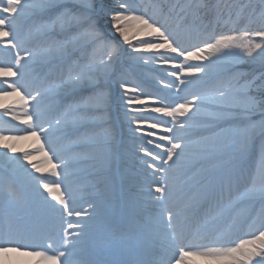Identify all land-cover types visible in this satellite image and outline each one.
<instances>
[{"label": "snow or ice", "instance_id": "6c2138e0", "mask_svg": "<svg viewBox=\"0 0 264 264\" xmlns=\"http://www.w3.org/2000/svg\"><path fill=\"white\" fill-rule=\"evenodd\" d=\"M50 33L63 38L32 46ZM0 52L10 57L0 97H19L3 113L23 126L0 129V169L18 177L0 186V254L36 264H264V0H0ZM151 79L183 95L150 92ZM32 138L38 147L17 148ZM132 157L136 176L121 167ZM69 169L95 183L74 190ZM240 212L253 218L245 238L228 240L218 229Z\"/></svg>", "mask_w": 264, "mask_h": 264}, {"label": "rangeland", "instance_id": "374dc122", "mask_svg": "<svg viewBox=\"0 0 264 264\" xmlns=\"http://www.w3.org/2000/svg\"><path fill=\"white\" fill-rule=\"evenodd\" d=\"M148 2H150V0H141V3H148ZM25 35H26V37H30L29 39L32 38V34L29 33L27 28L25 29ZM62 38H63V34L57 35L55 33H50L49 37H42L41 40L34 41L32 46H38L45 39H62ZM9 59H10V57H8L5 54H3L2 52H0V66H4ZM259 67L260 66H259L258 63L249 66L247 64V62H243L242 65H241V70L244 71V72L255 70L258 73L259 72ZM144 71L146 73H150L153 77H156V78H159V79H166L165 74L160 69H157V70L153 71L152 68L149 67V68L144 69ZM4 87H5V85L2 82H0V88H4ZM146 88L150 92L156 93V94H158L161 97L167 96L170 99L175 98L178 95H183V93L177 94L176 92H173L171 90L164 89L157 82L156 79L149 80L147 85H146ZM9 98H10V100H8V102L6 103V97L5 98L4 97H0V103L4 104V106H5L4 108H6L8 106L16 105L17 102H18L17 99H19V97H17V96H10ZM50 107H51L50 104H42L41 105V111L47 114ZM46 119H49V120L52 119V115H46ZM256 120H257V123H258L259 117H257ZM22 127L23 126L20 125L18 122L12 120L11 117L5 115L3 113V111H2V114L0 113V129L5 130V132H8V130H12V134H21L20 129ZM104 129L106 131H111L112 130L111 126L108 127V125H105ZM257 143H258V139H257ZM16 144H17V148L18 149H25V150L34 149V148L38 147V145H39V144L37 145L36 143H34V141H24V140L16 141ZM65 144H66V141L58 142V146H60V147H63ZM19 154L20 153L18 152L17 155H19ZM72 155H74V154L73 153H68L65 158H71ZM42 159H43V153H34L33 154V162H40ZM216 164H218V161L216 162ZM41 165L42 164H40V166ZM121 167H122L123 171L125 172V174L128 175V176H130V175H132L134 173L135 167H136L137 173H142V172H139V169L141 168V166H139V163L137 162L135 157L128 158V159H122ZM81 168H82V166H81ZM86 168H87V166H86ZM13 173L17 177V175H16V173L14 171H13ZM37 175H39V174H37ZM5 176H8V175H6L0 169V180H2ZM47 179L49 181H51V182H55L56 181V177H53V176H49V177H47ZM95 179L96 178L91 180V182H89L87 185L94 184L95 183ZM12 182H13V180H11V185L13 186ZM87 182H88V180L85 181L84 183H87ZM0 186H1V184H0ZM143 187L146 189L147 185L145 184V185H143ZM257 214L259 215V213H257ZM246 217H247V213L246 212H240L238 214V218H240V220L247 219L248 217L247 218ZM255 219L258 220V217H255ZM229 225H230L232 230H234V229L237 230L240 227L239 225L236 226L235 224H229ZM224 229H222L220 231L224 232ZM239 237L240 236H236V237L233 238V240L238 241ZM240 238H242V237H240Z\"/></svg>", "mask_w": 264, "mask_h": 264}, {"label": "bare ground", "instance_id": "6f19581e", "mask_svg": "<svg viewBox=\"0 0 264 264\" xmlns=\"http://www.w3.org/2000/svg\"><path fill=\"white\" fill-rule=\"evenodd\" d=\"M243 25H240V27H242ZM30 38V37H28ZM4 66H7L6 64ZM10 96H7L6 97V103L8 102V100H10L9 98ZM5 98V97H4ZM9 98V99H8ZM19 100V99H17ZM4 104H1L0 103V113L2 114V111L4 109ZM18 111L20 110L19 108L17 109ZM109 127V125H108ZM258 139V137H257ZM24 141H34V143H36L37 145L39 144L38 141H36L34 138L32 139H28V140H24ZM0 155H2V150H0ZM222 164V161H218V164ZM140 165H142L140 163ZM41 167H44V168H48L49 165H47L46 163H43L41 165ZM81 169H86V166H82ZM81 169H69L68 172H77V176L75 177H72V180H73V189L74 190H79L82 185H85V181H90L92 179L95 178L94 175H90L88 171H82ZM139 172H142V168L139 169ZM11 178L8 177V176H5L3 179H2V184H4L5 186H12L11 185ZM3 185V186H4ZM64 185L62 184V187ZM85 207H87V205L85 204L84 205ZM22 210V205H13L9 208V211H12L14 212L15 214L21 212ZM258 210H259V206H258ZM238 220V217L235 218V216H232V218L228 221L227 224H233L235 221ZM240 223V221H239ZM247 224L248 223H244L242 226H241V231L239 233L236 234V232H233V230H231V227H228L226 226L227 230L225 231V233H227V239L228 240H231L233 238L234 235H240L242 238H245V233L247 231ZM113 225V226H112ZM119 225H121L120 221L117 220V224H114V221L111 223V227L110 228H113V230L115 229H119ZM122 227V225H121ZM222 227V225L220 226V228ZM185 237L187 238V234H185ZM199 241L201 242H207V239L208 237L207 236H203L200 234L197 238ZM216 246H219V245H216ZM160 251L162 252L163 251V246L160 248ZM40 258L37 257V256H32V255H25V254H22V253H18V252H8V253H3V254H0V264H36V262L39 260ZM190 259L192 261H195L196 264H207V261H206V258L204 257H200V256H192L190 257Z\"/></svg>", "mask_w": 264, "mask_h": 264}]
</instances>
